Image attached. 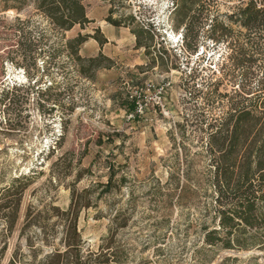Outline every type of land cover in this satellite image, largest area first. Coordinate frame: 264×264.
<instances>
[{
	"label": "rangeland",
	"instance_id": "obj_1",
	"mask_svg": "<svg viewBox=\"0 0 264 264\" xmlns=\"http://www.w3.org/2000/svg\"><path fill=\"white\" fill-rule=\"evenodd\" d=\"M178 1L83 0L90 22L64 31L0 0V264H74L75 216L85 264H264L262 229L205 242L230 207L212 134L245 106L264 123V22L236 20L249 0ZM80 33L90 76L67 47Z\"/></svg>",
	"mask_w": 264,
	"mask_h": 264
},
{
	"label": "trees",
	"instance_id": "obj_2",
	"mask_svg": "<svg viewBox=\"0 0 264 264\" xmlns=\"http://www.w3.org/2000/svg\"><path fill=\"white\" fill-rule=\"evenodd\" d=\"M34 3L36 8L45 14L55 27L61 30H70L77 24L85 27L90 22L83 0H34ZM181 3H185V0H179V6L176 9L181 6ZM235 16H237L236 20L240 21L242 25L248 28L256 27L257 22H264V0H249ZM111 20L115 25H121L120 20ZM146 32L148 31L143 29L134 31L138 39ZM87 38L88 36L80 33L77 37L68 40L67 47L79 62L81 73L90 76L85 69V65L90 64L97 67L101 65L97 64L99 58H83L79 55L80 47ZM151 38L152 35H150ZM104 42H107V39ZM139 43L140 46H148L142 44L141 41ZM129 110H136L134 102L129 104ZM255 116L253 110L248 109L246 106L239 110L236 109L230 117L231 121L236 117L232 132L229 133V128H226L227 125H223V128L212 134L211 151L214 150L213 146L215 144L216 151L219 152L215 159V181L219 193L217 201L220 202V198H230L226 203L230 207L225 208V204L220 203L223 206L218 209L221 228L207 233L205 242L208 244H221L225 248H233L234 246L238 248L251 247L257 243L259 237L258 234L254 233L242 239L240 236L247 232L246 227L258 231L259 229L264 230V138L263 140L258 139L259 136H264V123L256 127L258 120L254 118ZM222 129L226 130L227 133H223ZM251 133L254 134L253 137H250ZM215 137H218V139H215ZM227 142L229 143L225 148ZM111 183L112 175L109 182L105 184L106 190L109 189ZM72 202L71 206L76 207L80 201H75L74 195ZM16 215L15 211L8 217V225L11 228L14 226ZM66 227L67 236L64 242L68 250L64 254L70 255L71 250L76 249L78 253L74 264H85L79 254L81 239L76 224V216L74 220L66 224ZM222 232L225 234L224 236L221 235ZM236 233L237 235L231 237ZM260 244L259 246L264 249V241ZM64 254L56 252L49 257L59 260ZM10 264H18V262L12 260ZM57 264H60V262H57Z\"/></svg>",
	"mask_w": 264,
	"mask_h": 264
}]
</instances>
